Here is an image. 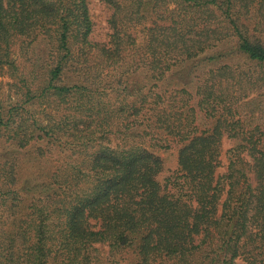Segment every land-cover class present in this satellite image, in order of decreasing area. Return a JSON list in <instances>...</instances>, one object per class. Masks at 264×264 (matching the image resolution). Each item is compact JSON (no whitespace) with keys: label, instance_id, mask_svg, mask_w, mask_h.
<instances>
[{"label":"trees","instance_id":"16d2710c","mask_svg":"<svg viewBox=\"0 0 264 264\" xmlns=\"http://www.w3.org/2000/svg\"><path fill=\"white\" fill-rule=\"evenodd\" d=\"M101 1L0 0V264H264V0Z\"/></svg>","mask_w":264,"mask_h":264},{"label":"rangeland","instance_id":"374dc122","mask_svg":"<svg viewBox=\"0 0 264 264\" xmlns=\"http://www.w3.org/2000/svg\"><path fill=\"white\" fill-rule=\"evenodd\" d=\"M90 11L93 20V32L91 34V38L93 42L96 43H105L108 42L110 27L108 24L109 17L112 13V10L109 9L108 6L104 4L101 0H90ZM144 23V22H143ZM159 24H162L161 22ZM150 25V24H149ZM143 26L144 24L137 23L131 24V26L127 29L130 33L134 34L137 37V42L140 43L143 39H138L143 34ZM161 30V29H160ZM160 30L152 32V35L159 34ZM134 38L133 41L135 42ZM38 49V48H37ZM44 52V45H41V48ZM38 49L36 52L40 53ZM28 52V51H27ZM14 57L18 63L22 67H24L25 71L29 69V65L36 58L35 52L24 54V50L19 47H15L14 49ZM23 69V70H24ZM185 70L182 71L185 72ZM12 83V79L9 77L7 73H3L0 76V102L3 105H7L10 100H12L13 96V87L10 85ZM237 144V140L234 138H229L226 135H223L222 145H221V156H220V166L216 170V174H222L226 171V166L228 163L226 151L228 148L233 147ZM179 145L171 144L170 149L168 150H157L155 153L162 159L163 161V170L159 174V180L162 181L164 177H167L174 171L178 169V161H177V153L179 149ZM251 183L255 184V179L253 174L248 173ZM98 248L97 254L99 258L103 261L102 264H137V259L135 254L131 250L120 251L116 254H112L107 244H95Z\"/></svg>","mask_w":264,"mask_h":264}]
</instances>
